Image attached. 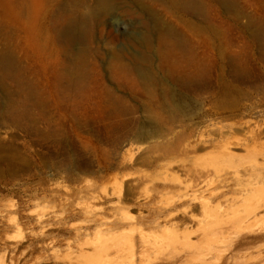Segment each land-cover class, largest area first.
<instances>
[{"label": "rangeland", "instance_id": "374dc122", "mask_svg": "<svg viewBox=\"0 0 264 264\" xmlns=\"http://www.w3.org/2000/svg\"><path fill=\"white\" fill-rule=\"evenodd\" d=\"M3 1L5 5L0 4V26L3 29L2 32H8L13 37H10L12 38L11 41V39L7 38V35L0 33V48L12 46L16 50L15 70L20 75L25 72L21 79L25 78L23 79L24 81L22 80V82L18 83L19 81L14 77L5 75L0 83V264H93L86 257L79 255L82 250L90 251L91 245L87 244L86 246V244H83L79 246V244L85 240L89 242L94 240L95 242L110 241L111 237L115 239L113 237L115 234L116 237L119 236L117 230L109 229L111 219L119 215V209H115L117 205L128 208V212L134 216H138V214L140 216H149L158 209L165 208L166 203L177 201L181 197L180 194L183 196L185 190V192L191 191L190 184L184 182L185 184L183 183L177 188L165 189V195L163 194L161 198L155 194L152 199L150 196L148 197L152 188L148 185L150 181L142 179L144 178L142 177L143 173H153L152 167L140 162L144 156L151 154L144 149H137L139 145L142 147L143 144L136 141V137L132 136V132L137 127L135 124L137 118L140 119L145 116V113L140 110L144 103L146 102V106L151 104L154 108L158 106V103L149 99L151 97L148 89L143 85L131 88L128 77L119 76L117 72L115 73V71L110 69L109 64L110 61H112V64L116 63V60L114 59L115 61H113L111 56L120 47L118 45H123L124 34L138 25L140 16L134 13L136 5L132 0H112L113 7L110 11L101 12L96 17H93L91 21L89 20L88 29L83 34L80 33L82 30L75 32L73 37L75 41L72 40L70 44L59 41L60 44L57 42L52 45L47 42V34L45 32L40 33L36 37V32L41 30L42 27L40 23L43 24V22L48 21V16L53 14L55 16L67 13L76 17H83L93 7L95 0ZM239 2L245 7L249 15L264 18L261 0H239ZM145 3L148 4L149 1L145 0ZM127 9H131L130 12L133 10L132 14ZM155 10L159 11L164 19L173 23L177 29H181L177 18L167 16L158 6L155 7ZM136 22L137 25H135ZM43 30L42 28L41 32ZM107 39L110 43L105 44ZM68 46L73 52L83 56L81 57L83 59L81 60L83 63L81 66L84 65V67L81 70H84V72H82V78H79L81 83L80 81L76 84L73 83L75 87L68 80L67 82L65 78L54 76V70L61 69L62 64H66L69 61L68 55L71 50L69 51ZM107 65L110 70L106 67ZM112 73H114L115 77L114 75L111 76ZM250 75L239 83L243 91L241 103L245 108L242 109V112L236 118L234 117V120L247 121L250 127L254 128L258 124L264 127V74L256 72L257 76L255 73ZM77 84L80 85L78 86ZM28 90H31V94L28 93ZM7 91L8 93H6ZM194 91L195 93L193 91L191 93L192 99L195 105L198 106L204 100L203 96L205 94L198 87ZM147 95L149 98L146 97ZM118 98L123 101V111L125 112L122 111L116 118L114 110L109 104L116 102ZM23 102L27 105L29 104V107ZM10 104L16 107L18 115L20 116L21 114L22 118L18 119V116L11 114ZM131 107L137 108V111L134 113L129 111L128 109ZM6 109L9 110L7 111ZM123 113L124 116H122ZM120 117L122 120L119 119ZM115 118L118 120H115ZM22 119L24 120L22 121ZM234 120L232 119L231 121ZM35 121L39 122L36 123ZM45 121L46 123H43ZM105 123H107L106 127L104 126ZM28 125L30 126L29 128ZM48 126L51 127L48 129ZM239 127L236 126L235 128L239 135L242 134V131L244 132V128L247 130V126H244V124L239 125ZM52 134L57 135L53 136ZM233 149L235 152L243 153V150L239 147ZM124 151L134 152V154L131 160L125 161L126 164L122 165L119 160L121 161L122 154H126ZM11 155L16 156L13 158ZM242 158L243 156H239L237 159L239 161ZM8 160H11V162H8ZM116 163H119V165ZM108 164L115 165L113 168L112 166L109 168ZM102 166L103 168H101ZM122 167H125V169H122ZM149 169L152 171L150 172ZM221 169L222 171L218 170L216 178L220 172L221 174L223 171V173L226 172L223 168ZM117 172L119 174L116 175ZM121 174H124V176ZM221 174L219 175V180L216 179L215 181V183L218 182L216 186L219 188H221L220 186L223 183L221 180L224 176H227L224 174L222 176ZM231 175L228 174L229 179ZM135 177L139 178V181L142 179L136 187L132 184V182H135L133 180H136ZM103 178L105 179L103 180ZM113 181L123 182L122 186H124V189L126 187L133 188L134 194L125 193L121 198V202H118L117 198L114 199V202H108L104 199L105 194L103 192L112 191ZM220 181L221 183H219ZM185 185L187 186L186 188ZM238 187L236 184L228 186L224 195L221 196L222 198L219 197L215 200L220 202H217V204L224 206V209L235 208L234 205L237 206L239 201L237 198ZM92 190L94 193L89 192ZM178 192L181 193L179 194ZM88 193L92 194L89 195ZM175 197L176 199H174ZM224 199L227 200L225 201ZM150 200L153 202L150 203ZM191 213H194L196 218L201 216L198 210H194ZM179 215L181 213L178 214L177 218L169 221L167 223L168 226L166 224V226L163 225L166 230L171 225L173 227L174 224L175 228H179L181 225L180 228L182 229L188 227L189 229L190 227L195 229L196 225L194 223L197 222L196 219H193L195 222L192 220L193 223L191 220L185 219L184 224L180 221L183 219L182 215ZM39 216L42 218V224L37 222ZM188 221L189 223H187ZM254 223L252 228L259 226L263 230L264 213ZM190 224L193 226H189ZM148 226L147 224L141 225L145 229H142L143 233L145 231L147 234L150 233L148 234L150 238L154 235L153 237L157 236L155 239H162L167 234L164 229L163 233V226ZM216 227L205 228L206 232L211 228L209 231L212 232V235L210 234V236L207 232L208 234L206 233L205 236L210 240L205 238L203 240L205 245L199 242V246H206L207 243V245L210 244V246H215V248L217 246L224 248V246L233 245L231 239L234 237L230 236L233 235V233H230L232 230L228 226H224L226 231L223 228L224 231L220 233L222 234L220 236L218 231L221 232V230L217 228L215 231L216 235L213 236L212 229L215 230ZM150 230H153L154 233L152 234L153 231L151 232ZM212 236L218 238H216L217 243L215 238H213L215 241H212ZM153 237L151 238L152 240L154 239ZM126 238L129 241L125 237L115 239L117 243L120 241L119 243H123V245L118 246L117 249L119 250L109 255L110 261L105 262L106 264H139L140 260L150 256L146 255L148 254L146 252H143L140 257L134 258L131 256L130 248L134 243L131 240L134 241V239L130 238L129 235ZM192 239H196L195 235L192 236ZM204 241H207V243ZM210 241L214 244L212 242L209 243ZM169 244L170 246H180L179 242L176 243L177 245L166 243L167 246ZM260 244L263 246L264 238L259 241L256 240L249 246ZM214 251L216 250H213V254L216 255L217 253L215 254ZM153 253H150L151 256H153ZM242 256L239 258V262L242 260V262H245L248 259V254L243 256L244 258L245 256L247 257L245 259ZM77 257H81L84 260L80 258V261H78ZM85 259L87 260L85 261ZM214 263H218L217 258L213 260L212 264Z\"/></svg>", "mask_w": 264, "mask_h": 264}, {"label": "bare ground", "instance_id": "6f19581e", "mask_svg": "<svg viewBox=\"0 0 264 264\" xmlns=\"http://www.w3.org/2000/svg\"><path fill=\"white\" fill-rule=\"evenodd\" d=\"M132 1L136 5L134 13L140 16L138 25L136 22L135 25L137 26H134L131 30L129 29L130 31L124 34L123 45H118L120 47L111 56L113 61L116 60V63L112 64V61H110L109 64L110 69L115 71V73L117 72L119 76L128 77L131 88L143 85L148 89L151 98L148 95L146 97L158 103L156 108L151 104L146 106V102L144 103L140 110L145 113V116L140 119L137 118L135 121L137 127L132 132V136L136 137V141L143 144L142 147L139 145L137 149H144L151 154L144 156L140 162L152 167L153 171L149 170L153 173H143L142 177L144 178L141 175L139 176L145 181H150L148 185L152 188L148 197L150 196L152 199L155 194L161 198L165 193V189L177 188L184 182L190 184L191 191L187 190L189 192H185L187 187L185 185V191L181 190L184 193L183 196L180 194L181 192H178L181 197L177 201H172L173 203L170 201V205L166 203L165 208H160L149 216H140L139 214L134 216L128 212V208L117 205L115 209H119V215L111 219L109 229L117 230L119 239L120 237H125L128 240L126 238L128 235L134 239V241L131 240L134 243L132 244L133 247L131 246L130 248L131 256L134 258L140 257L143 252L148 253L146 255H150L146 259L140 260L139 264H212L216 258L218 260L217 264H264V244L263 246L261 244L249 246L256 240L259 241L264 238V229L262 230L259 226L252 228L255 224L254 222L264 213V127L258 124L254 128L250 127L247 121L234 120V117L236 118L242 112V109L245 108L241 103L243 91L239 83L252 73L256 75V72H262L264 74V18L249 15L239 0H147L149 1L148 4L145 3V0ZM112 2V0H95L93 7L83 17H76L67 13L64 15L58 13L59 15L55 16L54 14L49 15L48 21L43 22V24L40 23L42 25L41 30L42 28L44 30L42 32L41 30L37 31L36 37L40 33L45 32L47 34V42L52 45L59 43V41L70 44L75 32L82 30L80 33L83 34L88 29L89 20L91 21L93 17H96L101 12L110 11L113 7ZM261 2V7L264 9V0H261ZM0 4L5 5V2L0 0ZM157 6L167 16L177 18L181 29H177L173 23L164 19L162 14L155 10ZM130 10L128 11L130 12ZM2 30L0 26V33H4L12 41L10 37L13 36H10L8 32H2ZM108 42L109 40L107 39L105 44ZM68 47L70 51L71 48L70 46ZM15 51L12 46L0 48V83L5 75L14 77L19 81L18 83L25 78L21 79L25 72L20 75L15 70ZM61 56L65 57L64 55ZM68 56L69 61L66 64H62L61 69H55L54 76L65 78L66 81L68 80L72 84H76L79 81L81 83L79 78H82V72H84V70H81L84 67V65L81 66L83 64L81 57L83 56H79L72 50ZM64 61L66 60L64 59ZM16 65L18 66V64ZM106 67L109 69L108 65ZM110 73L111 71L109 75ZM113 75L114 73L111 76ZM26 83L28 84V82ZM77 85L79 86L80 84ZM197 87L201 88L205 94L203 96L204 100L198 106L195 105L191 94L195 93L194 90ZM28 93L31 94V90H28ZM11 97L10 99L13 98ZM125 99L124 101L126 102ZM27 102L30 103L28 100ZM28 105L27 107H29ZM109 106L113 108L116 118L124 109L121 98H118L116 102H111ZM9 107L11 114L18 116L19 119L21 114L20 116L18 115L16 107L13 104H10ZM23 109L26 108L24 107ZM128 110L134 113L137 108L131 107ZM122 116H124V113ZM116 118L115 120H118ZM232 119L234 121H231ZM9 120L11 121L10 117ZM43 123H46V121ZM242 124L247 126V130L242 127L244 132L242 131V134L239 135L235 128ZM106 125L107 123L104 126L106 127ZM115 126L118 127L117 125ZM49 127L51 126L47 128L49 129ZM33 129L31 130L33 131ZM235 147L241 148L243 153L235 152L233 149ZM124 153L126 154H122L121 161L118 159L122 165L125 161L131 160L134 154V152L129 151H124ZM109 155L111 156V154ZM11 156L14 158L16 155ZM239 156H243V158L238 161L237 158ZM9 161L11 162V160ZM119 163L116 164L119 165ZM110 166L112 165H109V168ZM126 168L128 169L127 165ZM221 168L226 171L225 173L223 171L222 174L227 176L223 177L221 180L223 183L220 186L221 188H219L216 186L218 182L215 183V181L220 177L221 172L216 178L218 170L222 171ZM122 169H125V167H122ZM117 174L119 173L117 172ZM124 174L121 175L124 176ZM228 174H232L230 179ZM74 178L76 179V177ZM135 178L136 180L134 179L133 181L135 182H132V184L136 187L142 179L139 181V178ZM122 183L113 181L112 191L103 192L105 194H103L104 199L108 202H114V199L117 198L118 202H121V198L125 193L133 195L135 192L132 191L133 188L126 187L124 189ZM235 184L237 187L239 186L237 198L240 203L238 201V205H234L235 208L224 209V206L217 204L219 201L215 200L224 195L228 186ZM178 190L180 191V189ZM89 192L94 193L93 190ZM88 194L91 195L92 193ZM192 210H198L201 216L199 217V213V218H196L195 214L191 213L193 212ZM180 213L183 217L180 221L184 224L185 219L197 220V224L194 223L196 225L195 229H192V227L190 229L189 227L182 229L180 228L181 225L179 228H175V224L173 227L170 224L171 226L169 225L170 227L166 230L165 226L167 223L177 218ZM41 219L39 216L37 221L39 224L43 223ZM142 224H147L150 227H160L166 224L162 230L164 229L167 234L162 239H155L157 236L153 237L154 235H151L154 238L152 240V237L148 236L150 233L147 234L146 231L143 233L142 229H145L141 227ZM224 226H228L232 230L230 233H233V235H230V233L229 235L234 237L231 239L234 246H224V248L217 246L218 248H215V246H210V244L207 245V241H204L207 243L204 246L205 234L208 232L209 235H212V232L209 231L212 227H216L215 230L212 229L213 236L216 235L215 231L217 228L221 230V232L218 231V234H220L224 231ZM207 227L211 228L206 232L205 228ZM150 231L152 232L153 230ZM227 231L229 232L228 229ZM192 234L195 235V240L192 239ZM213 236L211 237L212 241L215 238ZM113 237L116 240L118 239L116 234ZM110 239V241L102 242L85 240L79 246L83 244L87 246L88 244L89 246L91 245V250H79V255L86 257L93 264H106L105 262L110 261L109 255L114 251H118V246L123 245V243H119L120 241L117 243L112 237ZM220 240L222 241V239ZM178 242L180 246H175L174 244ZM199 242L204 245L199 246ZM166 243H171L174 246H170V244L167 246ZM213 250L217 251H214L215 254L217 253L216 255L213 254ZM151 252H154L153 256H151ZM242 254L243 256L248 254V259L245 262H242L243 260L239 262ZM247 257L245 256V258ZM80 258L77 257L78 261H80ZM245 258L243 257V259ZM81 259L84 260L83 258Z\"/></svg>", "mask_w": 264, "mask_h": 264}]
</instances>
